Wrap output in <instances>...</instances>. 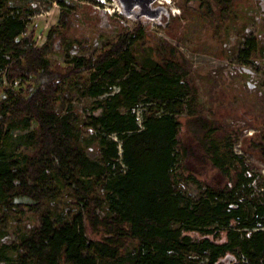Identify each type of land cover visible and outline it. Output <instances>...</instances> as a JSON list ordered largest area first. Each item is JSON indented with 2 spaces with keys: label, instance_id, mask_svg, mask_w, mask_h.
<instances>
[{
  "label": "trees",
  "instance_id": "16d2710c",
  "mask_svg": "<svg viewBox=\"0 0 264 264\" xmlns=\"http://www.w3.org/2000/svg\"><path fill=\"white\" fill-rule=\"evenodd\" d=\"M195 1L215 36L243 10L236 0ZM133 8L122 9L131 26L63 62L50 55V40L67 36L62 20L36 44L21 11L0 12V264H264L259 173L233 150L237 134L198 102L178 46L151 33L153 16ZM178 18H163L170 36ZM64 85L94 97L93 105L59 108ZM141 102L147 110L139 115ZM16 128L26 130L24 148L12 153L5 140ZM94 140L99 159L85 151ZM241 150L264 161V127L243 136ZM197 156L225 180L193 199L171 173ZM192 171L177 181L200 185ZM62 191L71 215L51 211ZM10 228H25L17 243L6 240Z\"/></svg>",
  "mask_w": 264,
  "mask_h": 264
},
{
  "label": "rangeland",
  "instance_id": "374dc122",
  "mask_svg": "<svg viewBox=\"0 0 264 264\" xmlns=\"http://www.w3.org/2000/svg\"><path fill=\"white\" fill-rule=\"evenodd\" d=\"M0 12L18 13L26 19L29 29L34 31L36 44L46 39V32L52 26L66 25V38L50 40V55L60 62L73 54H92L105 46L123 24L132 25V19L123 14L118 0H0ZM62 2L63 5L60 4ZM155 15L148 20V30L156 37H164L178 46L186 63L189 65L188 78L196 88L198 102L209 109L217 124L224 130L237 134L233 150L243 155L245 163L252 171L259 173L258 182L264 188V161L256 152L241 150L243 136L260 131L264 127V0H236L235 5L243 9L236 13V19L226 21L220 27L219 35L205 26L202 13L197 11L198 2L190 0H155L149 7L156 8ZM187 5L190 9L181 10ZM137 8V7H135ZM135 8H133L135 10ZM63 11V12H62ZM166 14L179 16L174 21L170 36L162 23ZM63 21L62 23L59 21ZM180 37V39H179ZM244 39L253 41L254 47L244 44ZM94 97L82 95L73 86L64 85L58 95V107L65 108L68 103L78 110L93 105ZM179 116L186 112L184 104L177 106ZM147 110L141 102V111ZM82 117H85L81 111ZM26 130L16 128L11 137L5 140V146L12 153L24 148L22 135ZM84 135L89 127H83ZM185 134L183 128L181 135ZM87 155L99 159L98 142L85 145ZM201 151V150H200ZM192 164L186 169L175 167L171 173L172 180L183 193L196 199L206 194L209 185L219 186L224 178L206 158L191 157ZM186 165V164H184ZM194 171H192L191 167ZM194 172L201 182L177 181L180 173ZM97 193L100 189L97 188ZM51 211L66 209L74 212L70 197L64 191L59 195ZM22 230L10 228L7 242L17 243ZM219 240H224L222 232ZM243 261L244 258L242 259ZM243 263V262H242Z\"/></svg>",
  "mask_w": 264,
  "mask_h": 264
},
{
  "label": "water",
  "instance_id": "95a60500",
  "mask_svg": "<svg viewBox=\"0 0 264 264\" xmlns=\"http://www.w3.org/2000/svg\"><path fill=\"white\" fill-rule=\"evenodd\" d=\"M120 6L124 10H128L129 8L135 6L138 7L143 13L153 16L154 9H151L149 5L155 0H118Z\"/></svg>",
  "mask_w": 264,
  "mask_h": 264
}]
</instances>
